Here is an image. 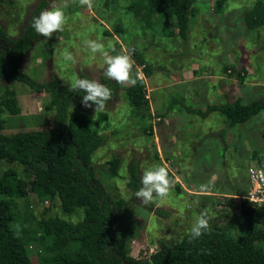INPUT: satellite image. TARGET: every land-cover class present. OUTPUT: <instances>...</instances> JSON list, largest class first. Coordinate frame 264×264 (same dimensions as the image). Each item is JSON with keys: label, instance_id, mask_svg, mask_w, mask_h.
I'll return each mask as SVG.
<instances>
[{"label": "rangeland", "instance_id": "374dc122", "mask_svg": "<svg viewBox=\"0 0 264 264\" xmlns=\"http://www.w3.org/2000/svg\"><path fill=\"white\" fill-rule=\"evenodd\" d=\"M216 1L195 0L190 8L188 35L182 39L176 25L162 20L140 0H94L92 9L81 6L78 0H67L64 31L46 41L39 36L22 59L21 68L38 82L55 77L61 86L69 87L75 78L86 76L104 84L103 56H93L86 47L85 42L92 39L102 42L112 55L126 47L137 48L132 57L134 73L143 77L140 68L144 64L151 69L145 78L148 107H131L121 86L103 112L94 114V108L83 107L78 97L70 99L67 112V121L80 115L94 122L104 136V143L92 154V165L110 197L122 198L127 204L117 212L116 222L122 223L126 252L132 259L148 258L159 249L161 240L172 242L189 231L199 215L197 207L203 202L221 223L243 225L239 197L252 186L247 172L256 163L251 158L252 150L264 153V109L232 128L218 112L202 117L192 109H205L207 104H218L227 96L247 101L264 95V24H246L245 11L256 0H227L220 10ZM61 3L62 0H0V25L16 38L37 6L35 17ZM104 28L110 30L111 36L103 35ZM65 51L71 52L73 61L62 59ZM5 86L16 90L21 112L20 117L3 114V134L52 126L54 111L43 110L50 100L48 92L0 78V94ZM157 113L164 118L160 116L159 120ZM100 115L102 120L98 119ZM149 126L151 131L147 130ZM223 130L226 140L220 135ZM113 156L121 159L117 176L109 173L108 161ZM132 160L140 175L139 188L146 168L164 166L182 189L176 191L175 187L169 197L142 204L129 186ZM194 188L199 190L192 197ZM222 198H231L232 203L224 205ZM12 200V226L19 230L28 248L30 264H40L45 255V235L37 225L44 208L48 206L50 214L72 222L83 215L82 208L66 215L57 200L51 205L47 200L39 201L31 192Z\"/></svg>", "mask_w": 264, "mask_h": 264}, {"label": "trees", "instance_id": "16d2710c", "mask_svg": "<svg viewBox=\"0 0 264 264\" xmlns=\"http://www.w3.org/2000/svg\"><path fill=\"white\" fill-rule=\"evenodd\" d=\"M226 1L217 0V8L222 9ZM144 2L162 20L176 25L179 37L187 38L190 8L195 0H140L141 4ZM38 9L37 6L16 38L9 36L0 25V78L24 83L34 91L48 92L50 100L43 110L54 111L50 128L3 134L6 123L3 114L19 115L21 109L13 87L5 86L0 94V164H6L0 167V264H30L28 248L19 230L12 226L15 217L12 198L25 196L28 192L51 205L57 200L60 210L66 215L75 214L80 208L83 210L81 220L72 222L59 214H50L48 206L44 208L37 219V225L45 235L42 244L45 255L40 264H264V208L244 200L245 194L239 197L242 226L223 224L212 216V231L199 240L189 242L187 231L172 242L161 240L159 249L148 258L132 259L127 255L122 223L116 222L117 212L127 204L122 198L110 197L92 165V154L104 143V136L92 124L94 122L80 115L73 121H67L70 99L78 97L82 100L83 93L61 86L55 77L38 82L21 68L22 59L39 37L31 27ZM244 18L250 27L263 25L264 0H256L245 11ZM115 29L119 32L118 27ZM103 35L111 36L110 30L104 28ZM132 49L138 51L137 48ZM140 69L142 82L135 87L123 86L131 107H148L149 103L145 78L152 72L145 64ZM226 69L223 68L224 71ZM102 78L112 90L113 98L121 85L107 79L104 74ZM226 98L218 104H207L205 109L192 111H198L202 117L218 112L226 117L229 128H232L264 109V95L247 101L239 96ZM101 116L98 119L102 120ZM160 116L164 118L163 114L157 113L159 120ZM147 130L151 131L152 127H147ZM220 135L226 140L224 130ZM261 137L264 138V121ZM251 158L256 161L251 166L264 173V153L254 148ZM120 163L119 156L108 161L110 175L117 176ZM128 173L129 186L135 193L140 186L135 160L131 161ZM175 187L176 191L182 189L178 182H175ZM194 189L192 197L194 191L199 190ZM230 203L231 198H222V204L228 206ZM204 210H207L205 202L197 207L198 214ZM157 212L167 214L164 210Z\"/></svg>", "mask_w": 264, "mask_h": 264}, {"label": "clouds", "instance_id": "9594fccd", "mask_svg": "<svg viewBox=\"0 0 264 264\" xmlns=\"http://www.w3.org/2000/svg\"><path fill=\"white\" fill-rule=\"evenodd\" d=\"M78 2L89 9L94 6V0H78ZM68 6L67 0H62L61 4L41 11L37 17L33 18L31 27L39 36H43L45 41L54 33L63 32L68 20L65 13ZM85 43L93 56L97 53L103 56L106 65L104 75L107 78L121 86L135 87L138 82H142L143 77L139 73H134L135 60L132 58L134 49L126 47L118 54L112 55L105 49L102 42L89 39ZM110 47L112 52L116 51L114 46ZM62 59L73 61L74 57L71 52L65 51ZM69 90L82 92V106L94 108V114L103 112L107 102L112 98V90L94 79L75 78L69 83ZM141 185L134 195L142 204L149 205L169 197L175 188V181L170 177L166 167L152 166L144 170ZM212 219L208 210L201 211L189 229V242L199 240L203 235L209 234L212 231L210 223Z\"/></svg>", "mask_w": 264, "mask_h": 264}, {"label": "built area", "instance_id": "2783aa9c", "mask_svg": "<svg viewBox=\"0 0 264 264\" xmlns=\"http://www.w3.org/2000/svg\"><path fill=\"white\" fill-rule=\"evenodd\" d=\"M247 172L252 186L250 185L243 199L264 208V173L261 169L254 166H249Z\"/></svg>", "mask_w": 264, "mask_h": 264}, {"label": "crops", "instance_id": "0c3cea01", "mask_svg": "<svg viewBox=\"0 0 264 264\" xmlns=\"http://www.w3.org/2000/svg\"><path fill=\"white\" fill-rule=\"evenodd\" d=\"M34 78H35V77H34ZM18 116L20 117V114H19ZM202 193H204V192H202ZM216 196L218 197V196H220V194H217Z\"/></svg>", "mask_w": 264, "mask_h": 264}]
</instances>
